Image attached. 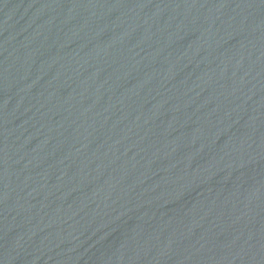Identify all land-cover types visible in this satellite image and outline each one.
Here are the masks:
<instances>
[{
    "label": "water",
    "instance_id": "95a60500",
    "mask_svg": "<svg viewBox=\"0 0 264 264\" xmlns=\"http://www.w3.org/2000/svg\"><path fill=\"white\" fill-rule=\"evenodd\" d=\"M0 264H264V0H0Z\"/></svg>",
    "mask_w": 264,
    "mask_h": 264
}]
</instances>
